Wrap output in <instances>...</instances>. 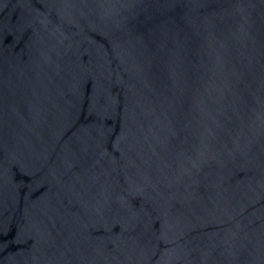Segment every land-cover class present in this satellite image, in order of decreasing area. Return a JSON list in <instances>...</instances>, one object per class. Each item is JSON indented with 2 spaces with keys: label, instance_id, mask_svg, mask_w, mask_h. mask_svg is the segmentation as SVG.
Wrapping results in <instances>:
<instances>
[{
  "label": "water",
  "instance_id": "95a60500",
  "mask_svg": "<svg viewBox=\"0 0 264 264\" xmlns=\"http://www.w3.org/2000/svg\"><path fill=\"white\" fill-rule=\"evenodd\" d=\"M0 264H264V0H0Z\"/></svg>",
  "mask_w": 264,
  "mask_h": 264
}]
</instances>
